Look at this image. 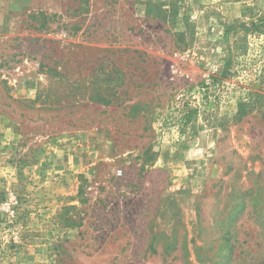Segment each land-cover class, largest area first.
I'll return each instance as SVG.
<instances>
[{
	"label": "rangeland",
	"instance_id": "374dc122",
	"mask_svg": "<svg viewBox=\"0 0 264 264\" xmlns=\"http://www.w3.org/2000/svg\"><path fill=\"white\" fill-rule=\"evenodd\" d=\"M0 264H264V0H0Z\"/></svg>",
	"mask_w": 264,
	"mask_h": 264
}]
</instances>
